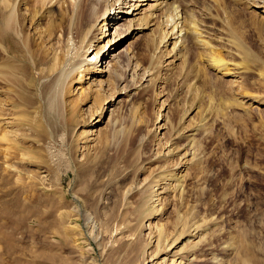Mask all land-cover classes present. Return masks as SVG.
<instances>
[{"label": "rangeland", "instance_id": "rangeland-1", "mask_svg": "<svg viewBox=\"0 0 264 264\" xmlns=\"http://www.w3.org/2000/svg\"><path fill=\"white\" fill-rule=\"evenodd\" d=\"M241 1L178 3L211 50L240 72L236 78H221L200 59L203 49L190 41L184 63L162 72L168 60L154 55L150 30L136 32L119 45L115 77L100 72L83 77L84 87L90 85L93 92L84 103L75 102L79 86H74L66 102L50 112L45 100L37 99L36 87L13 85L0 73V121L10 118L7 129L27 148L13 160L10 172L0 159V264H139L141 248L154 251L155 234L170 236L189 221L205 228L202 238H185L171 259L264 264V21ZM26 2L25 16L42 7L41 0ZM44 12L48 17L33 29L24 22V44L28 32L32 38L27 54L21 47L14 49L10 40L0 43L1 68L21 64L41 81L39 71L49 63L46 55L62 46L68 17L57 5ZM108 32L100 46L112 40L111 27ZM149 69L155 72L146 78ZM120 79L123 84L117 87L125 83L131 93L113 103L114 81ZM144 80L148 85L139 87L146 85ZM28 96L35 102L34 114L43 115L47 135L34 134L15 121L20 112L32 113ZM108 101L113 105L106 112ZM98 103L104 107L100 118L92 114ZM164 104L167 113L160 122ZM191 108L197 109L187 113ZM165 119V129L159 130ZM182 126L194 129V160L180 191L166 193L171 203L150 205L134 188L159 181L179 162L176 155H163L170 135ZM241 246L251 251L244 254ZM42 251L47 259L33 261Z\"/></svg>", "mask_w": 264, "mask_h": 264}, {"label": "bare ground", "instance_id": "bare-ground-1", "mask_svg": "<svg viewBox=\"0 0 264 264\" xmlns=\"http://www.w3.org/2000/svg\"><path fill=\"white\" fill-rule=\"evenodd\" d=\"M46 2L47 4L45 5L44 3ZM241 2H244L248 8L253 9V12L257 13L262 19L261 22L264 21V0H242ZM41 3L42 7L39 11L36 10L32 15L26 14L25 16L26 0H0V43L9 44L10 40L14 49L17 48L19 50V47H21L24 53L27 54V45L31 44L32 38L31 32H28L26 35L28 42L24 44L25 32L22 30L25 27L24 22L27 21L31 29H33L36 23L48 17L44 10L57 5L58 8L64 9L65 12L68 11L66 33L59 40L62 45L61 48L58 50L60 45L57 48H51L50 53L46 55L49 63L44 62L46 67L39 71L41 81L31 78L25 66L21 64H5L2 68L0 67V73L5 81L13 85H26L32 89L36 87L35 89H37L39 94L36 93L37 99L39 102L44 99L50 112L54 106H60L59 102L62 104L64 101L66 102V99L73 93L74 86H79L76 103H84L90 100L93 92L90 85L87 84L84 87L85 81L83 77L97 72L115 77V68L120 66V60L116 58L119 45L136 32L146 30L151 32L149 36H151L150 39L154 43V55L156 57L163 55L168 60V63L166 62L161 67L162 72H171L177 66L175 63L179 61L182 63L183 51L190 41L203 49L205 55L199 56L200 59L206 60L207 66L218 73L221 78H236L240 76V72L236 70V67L228 64V62L227 64L223 63L222 59L211 50V46L202 39L204 36H201L197 27L188 22L187 18L185 19L184 12L178 4L180 3L179 0H41ZM144 5H147V8L142 9ZM41 10H43L42 13ZM145 10L148 12H145ZM110 27L113 31L112 40L108 39L100 46L98 42L109 37V32L107 33V31ZM36 35L39 43H43L44 37H41L39 31ZM90 37L92 38L88 40ZM92 47L93 49L89 50ZM5 52L11 54L9 50H5ZM90 54L92 55L88 58ZM153 71L152 69L147 70L146 78L155 72ZM121 80L114 81V94L110 97L114 100L113 103L116 102L119 95L131 93L125 83L122 88H118L121 86L120 84H123ZM144 82H146V85H140L139 87L142 86L144 88L148 85V80H144ZM139 87L137 86V88ZM27 101L32 113L20 112L17 118L15 117L17 125L34 134L47 135L42 125V113L36 111L34 114L36 109H34L33 105L35 102L29 96ZM113 103H110V101L104 103L106 105L109 104L106 106V112L109 111V107ZM262 103L264 104V102ZM70 107L71 109H77L74 104ZM95 107L97 109L92 114L95 113L100 118L104 107L99 108V103ZM166 109L167 106L164 104L162 111L164 112ZM196 109L191 108L187 113H193ZM166 113L165 111L164 114L159 116L160 118L158 117L160 122H162ZM9 119L4 117L0 121V159L2 160L3 168L7 172L13 170V160H16L18 156L22 157L27 149L21 145L20 140L15 141V136L11 135L12 131L7 129L12 124ZM163 122L164 125L157 127L159 130L165 129L167 125L166 119ZM193 131V128L186 129L182 126L179 131H175L170 135L171 140L170 142L168 141L169 145L163 157L166 159V156L176 155L179 160L178 163L170 167V173L167 172L166 175L159 178V181H152L150 185L143 186L140 189L139 187L134 188V191H139L141 198L146 199V203L160 207L162 201H164L167 206L172 200L169 201L166 193L171 192V195H173V193L176 194L180 191L182 179L185 177V170L191 166L192 159L194 160ZM181 140L182 144L178 146V142ZM18 145H21V147ZM31 156L33 157L32 154ZM170 197L172 199V196ZM202 228L203 226L200 223H190L189 221L186 226L174 228L173 234L170 236L161 237L160 234H155L151 241L155 247L153 248L154 251L149 253L141 248L139 264H189L187 258L171 259L172 251L177 249L185 238L197 237L198 239L200 237L199 239H201L203 234L201 232L205 230V228ZM196 243L193 244L195 245ZM241 248L244 254L251 251L249 246H241ZM42 252H39L38 255L34 254L32 257L33 261L40 257L47 259V254ZM52 257L50 258L51 263L54 261ZM178 259L179 261L177 262ZM183 260L188 261L183 262ZM218 260L216 259L212 263L225 264L220 262L221 259Z\"/></svg>", "mask_w": 264, "mask_h": 264}]
</instances>
